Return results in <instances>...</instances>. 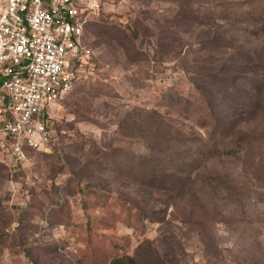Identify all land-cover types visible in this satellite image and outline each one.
Wrapping results in <instances>:
<instances>
[{
    "label": "rangeland",
    "instance_id": "obj_1",
    "mask_svg": "<svg viewBox=\"0 0 264 264\" xmlns=\"http://www.w3.org/2000/svg\"><path fill=\"white\" fill-rule=\"evenodd\" d=\"M80 2L49 143L0 163V264H264V0Z\"/></svg>",
    "mask_w": 264,
    "mask_h": 264
},
{
    "label": "built area",
    "instance_id": "obj_2",
    "mask_svg": "<svg viewBox=\"0 0 264 264\" xmlns=\"http://www.w3.org/2000/svg\"><path fill=\"white\" fill-rule=\"evenodd\" d=\"M80 0H0V159L22 165L47 146L51 104L76 80ZM72 62L73 65H72Z\"/></svg>",
    "mask_w": 264,
    "mask_h": 264
},
{
    "label": "trees",
    "instance_id": "obj_3",
    "mask_svg": "<svg viewBox=\"0 0 264 264\" xmlns=\"http://www.w3.org/2000/svg\"><path fill=\"white\" fill-rule=\"evenodd\" d=\"M78 54H79V52H78ZM78 59L79 58L76 59L75 68H78L79 61H80ZM46 118H47L46 120H47L48 129H50V131H54L52 119L51 118L49 119L48 117H46ZM32 150H35V149H32ZM27 155H28V153H27ZM5 162L0 159V163L6 164ZM110 264H131V259L128 258L127 260H124L123 258H117V259L112 260V262Z\"/></svg>",
    "mask_w": 264,
    "mask_h": 264
}]
</instances>
